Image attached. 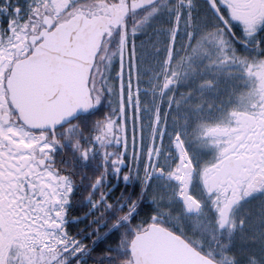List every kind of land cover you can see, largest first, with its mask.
I'll return each mask as SVG.
<instances>
[{"label": "flooded vegetation", "instance_id": "flooded-vegetation-1", "mask_svg": "<svg viewBox=\"0 0 264 264\" xmlns=\"http://www.w3.org/2000/svg\"><path fill=\"white\" fill-rule=\"evenodd\" d=\"M65 3H75V15L62 10L49 24L30 25L20 49L0 58V264H91L90 247L96 246L97 232L111 221V213L120 215L125 160L121 130L111 119L110 109L123 63L122 44L126 49L137 48L138 54L146 47L150 70L165 72L155 96L161 95L162 114L183 127L181 137L193 168L190 193L200 207L198 212L187 213L176 198V207H165L171 209L169 228L204 254L206 246L220 250L215 256L225 246H236L238 252L252 243L263 246V226L259 222L250 228L249 221L264 203L260 76L264 71V0ZM10 14L11 9L0 8V26ZM77 16L112 20L104 29L88 80L91 107L82 112L78 108L61 123L31 126L11 99L13 68L47 34ZM193 36L195 43L190 47ZM110 38L119 39L117 57L106 47ZM197 46L199 50L193 52ZM84 54L81 49H55L51 59L54 114L59 100L84 102L83 71L86 61L89 65ZM218 71L227 73L228 79L214 80ZM250 71L259 74L247 80ZM243 82L251 85L254 94L250 98L231 95L230 88ZM206 91L209 94L204 95ZM222 215L226 216L223 226ZM195 220L200 224L193 225ZM120 243L119 239L114 242V255L92 260L119 263ZM240 252L244 256L247 251ZM229 257V261L240 259L236 252Z\"/></svg>", "mask_w": 264, "mask_h": 264}, {"label": "water", "instance_id": "water-1", "mask_svg": "<svg viewBox=\"0 0 264 264\" xmlns=\"http://www.w3.org/2000/svg\"><path fill=\"white\" fill-rule=\"evenodd\" d=\"M111 23L112 20L100 17L90 19L74 17L47 34L45 40L29 57L15 65L9 79L11 99L21 117L29 125L51 126L74 116L78 108L79 112L90 108L92 97L88 80L103 40L104 29ZM70 48L81 49L86 52L84 56L89 57V65L86 61L83 71L85 82L82 90L85 99L82 104L79 102L64 104L59 100L57 113L54 114L51 59L55 56V49ZM67 90L70 93V88ZM68 95L64 92V96ZM185 158L187 163L183 167L182 191L178 199L183 201L187 211L190 212L189 206L198 203L189 193L192 165L187 154ZM129 250L132 256L130 264H220L194 248L183 237L157 223H152L146 230L136 233Z\"/></svg>", "mask_w": 264, "mask_h": 264}, {"label": "rangeland", "instance_id": "rangeland-1", "mask_svg": "<svg viewBox=\"0 0 264 264\" xmlns=\"http://www.w3.org/2000/svg\"><path fill=\"white\" fill-rule=\"evenodd\" d=\"M139 45L140 47L146 46V44ZM143 49V54H138L137 48L135 51L133 48L130 50L129 47L121 53L124 64L123 67H120L119 76L117 77V96L122 114L120 125L116 122L118 128L121 130V147L123 148L121 155L122 159H124L125 155L128 154V158L130 162L135 164L134 166L138 163L142 165L144 184L150 185V189L158 191L164 199V201L160 200L159 203H162L165 207H176L178 205L176 196L181 187L177 179H182L184 174V166L181 164L176 142L179 136V140L184 144L181 137L183 127L169 117L168 114H162L159 107L162 103L160 99L161 95L159 98H156L155 93L159 89V79L163 71L150 70L151 65L148 60L147 51L145 50L146 47ZM252 72H249L247 80L253 79L252 76L259 74L258 71L257 73ZM214 74L216 75L213 78L214 80L228 79V75L225 72L218 71ZM260 76L261 85L264 87V71L260 72ZM237 78V75H233L234 80H237ZM160 85L161 89L162 84ZM249 85L248 82H243L238 87H229L233 89L231 95H238V97L241 95L250 98L254 93L249 88ZM203 94L207 95L209 91ZM110 111L112 113L111 109ZM164 195L166 198H164ZM259 206L255 217L250 216L254 220H257V222H254L250 218L249 223L260 222L263 226L262 234L264 235V203L259 204ZM127 221L128 217H124L121 219L119 225H125ZM161 222L168 227H172L170 222H168V217H165L163 214H161ZM199 224L200 221L195 220L193 225ZM200 232L204 236H207L205 232ZM105 233L99 236L98 241L105 237ZM236 248V246L232 247V249ZM252 248H255L253 249L255 252L263 254L264 248L252 243L250 248L240 250L247 251L241 261L246 259L245 264H262V260L257 255L255 256V253L254 255L249 254ZM206 250L212 253L220 251L218 248L211 250L209 246H206ZM126 263L129 264V261H126Z\"/></svg>", "mask_w": 264, "mask_h": 264}, {"label": "trees", "instance_id": "trees-1", "mask_svg": "<svg viewBox=\"0 0 264 264\" xmlns=\"http://www.w3.org/2000/svg\"><path fill=\"white\" fill-rule=\"evenodd\" d=\"M119 39L115 40L113 38L107 39L106 45L108 48L112 49V52L115 57L118 55L119 51ZM117 94V91H115ZM114 94L113 100L111 102V116L112 119L116 120L118 124L121 123V114L122 110L118 105V97ZM158 96V93L156 94ZM123 149V148H122ZM129 155H125L124 159L126 162V166L124 167L123 175H127V178L123 176L122 180V210L120 215H113L111 213V221L104 224V227L101 228L99 232H97L96 239L99 238L100 235L107 232L112 224L116 222L119 217H122L127 211L132 209L135 205H137L136 212L132 215V220L125 226L120 227V229L113 231L110 235L106 236L104 240L100 241L96 246H94L91 251L89 258L91 259V264H104V262L93 261L92 259H98L101 255H108V253L114 252V242L119 239L121 240V264H124L126 261L130 260V254L128 251V244L131 238L133 237V233L135 231H142L144 230L150 223L152 222H159V217L156 214V208L154 205L147 202L148 197H150V191L147 190V186L145 187L144 191L142 189V182L144 173L142 171L141 166H133L132 169L130 168V159L128 158ZM127 179V180H126ZM141 198V200H140ZM140 201V202H139ZM92 246V245H91ZM225 250H228L231 253L235 252V249H230L229 246L224 247ZM229 254V253H228ZM211 256L216 258L222 264H245V259L242 261H231L229 262V257H222V256ZM237 256L241 257V253ZM262 264H264V251L262 254ZM108 264V263H106ZM114 264V263H112ZM116 264V263H115Z\"/></svg>", "mask_w": 264, "mask_h": 264}, {"label": "snow or ice", "instance_id": "snow-or-ice-1", "mask_svg": "<svg viewBox=\"0 0 264 264\" xmlns=\"http://www.w3.org/2000/svg\"><path fill=\"white\" fill-rule=\"evenodd\" d=\"M0 8L6 11L11 9L8 21L0 26V58L13 55L12 49H20L27 38V30L30 25L49 24L61 16V11L69 15H75V3L66 4L65 0H0ZM72 11H69V10ZM34 30V29H33ZM6 41V42H5ZM195 43L192 37L191 45ZM197 52L199 47L192 49ZM167 86V85H165ZM179 140L180 137L178 136ZM177 147L184 151L181 144ZM226 222V216L222 215L221 226Z\"/></svg>", "mask_w": 264, "mask_h": 264}, {"label": "bare ground", "instance_id": "bare-ground-1", "mask_svg": "<svg viewBox=\"0 0 264 264\" xmlns=\"http://www.w3.org/2000/svg\"><path fill=\"white\" fill-rule=\"evenodd\" d=\"M158 116V115H157ZM182 142L179 140H177V142H176V147H177V145L178 144H181ZM182 146H183V144H182ZM183 148H184V146H183ZM177 149H178V154H179V156H180V158H181V164L182 165H185L187 162H186V159H185V157H184V155H185V148H184V151L182 152L181 151V148L180 147H177ZM177 181L178 182H180L181 183V179H177ZM181 185V184H180Z\"/></svg>", "mask_w": 264, "mask_h": 264}]
</instances>
